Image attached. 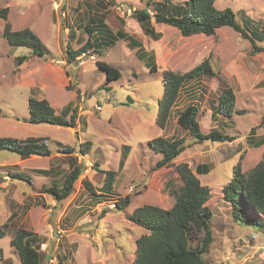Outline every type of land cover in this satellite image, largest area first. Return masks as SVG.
I'll return each mask as SVG.
<instances>
[{
  "label": "rangeland",
  "instance_id": "1",
  "mask_svg": "<svg viewBox=\"0 0 264 264\" xmlns=\"http://www.w3.org/2000/svg\"><path fill=\"white\" fill-rule=\"evenodd\" d=\"M140 1L0 0V8L7 7L6 19L0 16V135L20 139L45 136L51 148L49 156L28 158L0 150V223L8 224L0 237V264H20L9 242L17 227L45 237L47 255L41 264H58V259L62 264H131L136 237L145 229L125 215L144 203L163 208L174 205L177 189L183 184L175 169L180 162L192 169L196 163L209 164L208 172L199 174L201 184L209 189L205 204L212 213V241L203 254L205 262L264 264V229L253 222L242 225L236 221L222 190L237 164L245 172L264 159V142L255 145L264 138V50L253 47L264 48V0H215L216 7L233 9L253 43L228 25L213 35L185 36L176 27L150 17L153 28L160 32L153 39L144 34L132 13H125L126 8H146L147 2L151 9L159 7L154 3L157 0ZM96 17L114 35L121 29L132 41L118 38L106 48L97 47L100 53L92 51L68 61L67 48L84 43L88 36L84 25ZM6 21L13 29L31 28L43 41L46 53L37 56L28 47L11 46L2 36ZM20 55L27 59L18 64ZM205 57H209L213 73L185 81L160 127L157 100L163 95L164 72L184 73ZM97 61L118 68L120 76L107 79ZM227 87L234 94V111L230 116L218 115L221 120L213 124L233 139L219 143L186 137L181 155L170 166L155 169L162 154L148 141L158 136L182 137L177 109L190 101L199 110L202 106L209 109L208 103L214 107ZM28 96L48 99L56 113L72 103L77 112L75 126L25 122ZM213 113L215 119L217 112ZM208 114L199 113L203 130L211 128L206 125ZM251 127L254 130L249 132ZM64 146H72L73 151H59ZM74 162L85 168L73 193L56 203L42 188L59 183ZM36 168H50L53 173H37ZM9 170L25 172L31 181L1 177ZM108 170L115 171V176L110 193H104L99 189ZM83 177L91 182L96 195L83 186ZM124 195H130L126 207H107ZM14 211L18 215L13 222L8 217Z\"/></svg>",
  "mask_w": 264,
  "mask_h": 264
},
{
  "label": "trees",
  "instance_id": "2",
  "mask_svg": "<svg viewBox=\"0 0 264 264\" xmlns=\"http://www.w3.org/2000/svg\"><path fill=\"white\" fill-rule=\"evenodd\" d=\"M154 3L159 7L158 9L153 7L152 16L147 11L150 9L149 2H147L146 8L134 9L132 12V16L138 20L144 34L153 39H158L160 32L153 28L150 17H153L156 22L176 27L185 36L197 33L213 35L218 28L228 25L253 43L246 26L236 20L233 9L228 6L218 8L215 5V0H157ZM6 9L7 7L0 8V16L4 19H6ZM99 20L100 18L96 17L84 25L88 36L79 47L67 48L66 58L68 61H73L77 56L92 51L100 53L97 47L106 48L118 38L129 43L132 41V36L126 31L118 29L114 35L109 26ZM2 36L11 46L28 47L33 55L42 56L46 53L43 41L29 27L13 29L9 21H6ZM253 47L255 51L264 50L263 47L254 45ZM26 59L27 55H20L16 61L20 64ZM97 64L104 69L107 79H115L120 76L119 69L107 62L97 61ZM155 67L154 63L151 64V68L155 69ZM212 73L209 57H205L199 64L184 73L170 70L164 72L163 95L157 100L160 127H163L164 121L169 116L185 81ZM216 99V106L213 107V110L221 115L230 116L234 111L232 90L229 87L224 88ZM199 113L198 105L190 101L180 110L177 109L176 121L184 129V137L158 136L148 141L155 152L162 154L161 159L156 162L155 169L170 166L175 158L181 155L185 149L186 137L194 138L195 141L217 142L233 139L232 136L223 133L217 127L203 130L198 119ZM68 114L70 115L68 116ZM76 116V109L70 102L61 109L60 113H56L48 99L29 96L28 117L24 121L31 124L47 123L74 127ZM83 125H85L84 120ZM253 130L254 127H251L249 132ZM263 142L264 138L255 145L259 146ZM1 149H8L19 154L21 158L31 155L49 156L51 153L48 138L45 136H27L25 139H20L14 136L0 135ZM59 151L72 152L73 148L64 146ZM75 163H72L68 172L62 173L59 183L55 184L54 182L51 186L42 188V192L51 194L56 203H60L73 193L74 183L85 168L83 164ZM193 167L194 169L186 162L175 164V169L183 184L177 189L174 205L170 208L144 203L136 206L131 213H126L127 220L145 229L136 237L131 264H207L203 259V254L207 252L212 241L210 227L212 213L205 204L209 189L201 184L195 172L199 174L208 172L209 164L201 162L194 164ZM35 171L44 175L51 174L50 168L47 170L36 168ZM7 173L13 179L31 181L30 175L25 172L9 170ZM114 176L115 171L108 170L106 172L105 182L99 189L101 192L110 193ZM81 182L91 194L96 195V189L87 178L83 177ZM222 190L226 201L232 204V213L236 221L241 222L242 225H252L253 222L264 229V159H260L250 170L245 172H242L237 164L236 170L233 169L230 179ZM129 202L130 195L118 196L115 205L124 208ZM14 214L17 212L14 211L8 217L10 221ZM7 226V222L0 223V237L6 234ZM44 239L45 237L38 232L17 227L9 242L16 249L20 264H41L47 255L45 249L42 251L39 247L40 243H44ZM57 263L62 264L61 259H58Z\"/></svg>",
  "mask_w": 264,
  "mask_h": 264
},
{
  "label": "crops",
  "instance_id": "3",
  "mask_svg": "<svg viewBox=\"0 0 264 264\" xmlns=\"http://www.w3.org/2000/svg\"><path fill=\"white\" fill-rule=\"evenodd\" d=\"M140 2H142V0L140 1ZM190 92H192L191 90H190ZM185 94H187V93H185ZM29 97V96H28ZM208 106H209V109H207V110H204V108H203V106L202 107H200L201 108V110H200V112H201V114L203 113V112H209V114H208V120H207V124L206 125H208V126H210V127H217V128H219V125L218 124H213V122H218V121H220L221 120V117H219L218 115H220L221 116V114H219V113H217V117L214 119V117H215V115H214V113H213V105L210 103H208ZM176 108V107H175ZM205 120V119H204ZM203 120V122H205ZM225 142H228V141H225ZM219 143H222V142H219ZM235 152V151H234ZM31 156H34V157H36V155H31ZM31 156H29V157H31ZM28 158V157H27ZM1 166H3V165H0V169H3ZM53 172H51V174H52ZM196 173V175L198 176V178L200 179V176H199V173H197V172H195ZM8 174H6V175H3V176H1V177H3V178H7L8 176H7ZM10 177V176H9ZM9 177H8V179H9ZM11 179V178H10ZM9 182H10V180H9ZM5 183H8V181H5ZM98 204V203H97ZM14 213V212H13ZM17 215L18 214H14V217H13V219H12V221L14 222V219H16V217H17Z\"/></svg>",
  "mask_w": 264,
  "mask_h": 264
},
{
  "label": "built area",
  "instance_id": "4",
  "mask_svg": "<svg viewBox=\"0 0 264 264\" xmlns=\"http://www.w3.org/2000/svg\"><path fill=\"white\" fill-rule=\"evenodd\" d=\"M132 8H126V10H125V13L126 14H131L132 13ZM152 13V12H151ZM109 207H114V202H112V203H110L109 204ZM39 247H40V250H44L45 249V243H40V245H39Z\"/></svg>",
  "mask_w": 264,
  "mask_h": 264
},
{
  "label": "clouds",
  "instance_id": "5",
  "mask_svg": "<svg viewBox=\"0 0 264 264\" xmlns=\"http://www.w3.org/2000/svg\"><path fill=\"white\" fill-rule=\"evenodd\" d=\"M134 9H135V8H134ZM134 9L132 8L133 11H134ZM133 11H132V12H133ZM147 11L149 12V14H150L151 16H152L153 13H154L153 9H151V8H150L149 10H147ZM151 12H152V13H151ZM222 142H223V141H222ZM115 201H116V200H115ZM115 201H114V207H109V204L112 203V202H108L107 207H108V208H111V209H114V208L116 207V205H115L116 202H115Z\"/></svg>",
  "mask_w": 264,
  "mask_h": 264
}]
</instances>
